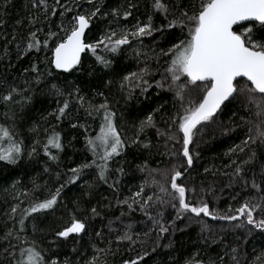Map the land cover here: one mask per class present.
<instances>
[{
	"label": "snow or ice",
	"instance_id": "snow-or-ice-1",
	"mask_svg": "<svg viewBox=\"0 0 264 264\" xmlns=\"http://www.w3.org/2000/svg\"><path fill=\"white\" fill-rule=\"evenodd\" d=\"M84 3L88 8L83 7ZM0 7H7V0ZM135 7L136 5L130 4L122 12L118 8H112L109 12L102 10L100 0H25L24 9L27 15L16 21V25H23L25 31L21 33L14 28L8 35L0 33V39L4 41V47L0 49V60L8 61L5 72L14 66L9 45L14 46L17 61L23 60L24 57H29L30 60L29 65L21 69L20 76L13 77L11 81L7 75L0 74V87L3 88V91H0V104L8 110L4 113L5 117L13 122L11 127L0 124V161L16 164L24 157L26 146L15 130V109L19 108L23 114L24 109L33 103L41 86L49 88L53 95L62 98V102L58 101L56 110L49 113L57 123L66 117L73 100L88 116L100 117L98 133L95 136H85L87 149L93 158L69 168L68 173L63 174V182L54 190H50L43 200L30 201L26 207H22L24 202L19 201L11 207L7 215L14 223L3 236L8 246L3 249L6 255L0 264H71V261L66 258L62 260L59 256H48L46 259L45 250L38 249L34 240L30 242L27 239L26 221L29 217L35 220L34 214L55 210L63 189L79 181L86 169H93L99 181L118 191V177L126 173L123 166L113 169L110 165L115 162L116 157L122 156L128 144L149 148L150 142L140 140L139 134L145 133L146 129L156 128L153 115L149 114L140 121L139 134L126 141L117 127V114L112 110L103 92L97 93L103 97V102L95 104L81 94L78 86L73 85L68 91L52 84L47 78L53 76L54 71H80L83 67L82 54L85 52H90L103 69H109L113 61L99 54L98 50L118 54L124 46L132 47L133 41L142 45L143 38L153 37L154 33H160L162 37L170 33L167 39L169 46L160 47L159 51L150 48L146 53L134 48L137 59L143 57L140 61L143 67L139 71L124 75L119 81V87L121 91L127 88L130 94L135 88H139L141 93H146L152 86L149 79L153 72L149 61L154 60L158 65L161 57L167 58L165 74L161 80L155 81V84L158 88H164L167 82V89L174 93V107L178 105V108L169 119L176 127V134L169 135L158 128L157 134L166 136L168 140L180 145L177 149L174 144L170 150L177 163L163 172L159 169H149L147 162L138 166L151 180L145 179L135 192L126 198H117L116 203L128 209V213L121 212V216L139 211L146 217L144 223L150 226L143 233L134 232L131 224L125 225V230L120 231L112 228L113 222L109 221V232L116 233L114 240L108 239L102 231H95V236L105 247L92 245L93 256L85 260L84 264H99L100 253L114 254L113 243L119 245L125 242H147L155 234L152 242L158 246L164 234L176 226L175 220H172L170 225L165 223L162 209L166 204L176 209L178 220L184 219L185 213H190L195 217L203 215L213 220L238 221L234 228H242L247 234H251L253 230L264 233V163H261L258 169L250 167L257 159V152L251 145L258 144L264 149V0H185L182 4H174L172 12L169 11L165 0H153L154 10L162 12L166 21L158 26H154L151 15L146 22L136 19L130 10ZM109 15L113 20L109 23L107 31L95 42H88L86 31L96 19H106ZM129 17L135 20L131 27L119 23L121 19L127 21ZM53 18L59 22L56 23ZM112 23L117 26L112 27ZM34 52L44 53L39 63L31 59L30 54ZM111 84L112 81L108 80L107 85ZM193 93L195 95H192ZM225 110L232 116L243 112L244 114L239 116L240 123L248 126L241 143L230 147L226 153L230 156L235 154V158L228 165L232 168L231 173H225L229 176V186L238 183L241 189L254 190L257 195L246 198L234 210L229 206L228 213L218 215L205 200L201 199L198 203L188 200L187 194H195L196 189L185 186L182 178L195 163L194 154L190 151L194 137L201 133L203 127L214 123ZM71 126L76 128L78 124L72 123ZM79 127L84 128L87 133L88 129L84 125ZM55 128V125H50L42 129L45 139L43 142L35 140L27 152L29 157L37 154L39 146L49 160H59L58 153L64 150V144L61 133ZM31 131L39 136L41 129L34 125ZM195 155L198 156V153ZM261 158L264 159V151ZM45 171L48 169L45 168ZM208 171L209 169L205 168V172ZM110 172L117 174V179L111 183ZM153 173L162 175L164 182L157 180ZM55 175L59 181L62 174L57 172ZM33 184L34 187H39L35 185V181ZM149 185L153 189L151 194L145 192ZM156 189L160 194H157ZM21 195L27 197L28 193L22 192ZM235 198L234 196L233 199ZM106 206L110 207L111 202ZM80 211L84 210L77 202L75 211L69 215L67 223L54 232L56 238L67 240L71 237L78 240L88 235L92 228L89 220L100 216L101 213L95 206L87 210L90 213L88 217L77 215ZM207 228L208 225L204 224L201 231ZM32 231H37L35 223H32ZM212 242L223 243V237L214 236ZM242 243H246V240L240 235L234 237L231 243H223L224 251L219 257L220 264H241ZM170 246L171 242L165 245ZM155 250L153 247L152 251ZM225 256L228 257L227 261ZM143 259V256H139L138 259L124 260L123 264H139ZM185 264L205 262L189 260ZM209 264L216 262L210 261ZM251 264H264V252L257 255Z\"/></svg>",
	"mask_w": 264,
	"mask_h": 264
},
{
	"label": "trees",
	"instance_id": "trees-1",
	"mask_svg": "<svg viewBox=\"0 0 264 264\" xmlns=\"http://www.w3.org/2000/svg\"><path fill=\"white\" fill-rule=\"evenodd\" d=\"M165 3L169 5L170 12L174 11L172 7L174 5V0H165ZM147 13L151 15L154 26L166 23L164 14L154 10L153 0H147ZM17 30L19 31V28ZM169 35L170 33H166L165 36L162 37L160 33H154L153 37H144L143 44H137L139 51L146 53L150 48H155L159 51L160 47H168L169 45L167 43V39ZM98 51L101 54L106 53L103 49ZM132 53L134 54L131 55L130 61L125 63L122 61L123 59H120L116 63V69L123 72L124 70H128L133 67V65L139 63L137 68L139 71V69L143 67V64L140 62L143 60V57L141 56L138 60L135 52L133 51ZM43 57L44 55L34 52L35 62L39 63ZM166 59V57H161L158 65L154 60L149 61L153 72V75L149 79L152 86L146 93H141L139 88H135L133 90L134 99L132 98L128 100V102H131L130 106L132 105L133 107L134 105V111L136 113L135 116L138 120L140 118L144 120L147 115L153 114L156 128L146 129L143 134H139L137 130V132H134L133 135L136 137L139 134L140 140L150 142L151 146L149 148H143L142 146L134 145L129 149L126 148L122 156L115 158V162H113L110 167L114 169L116 167L123 166L126 173L125 175L118 177V191L110 188L108 184L99 181L96 172L93 169H86V171L90 174L89 177L92 186L89 188H77L79 191L81 190L83 191L82 193H84H76L73 199V201H76L74 204L78 202L80 206L81 204L83 205L81 207H83L82 210L84 211H80L79 216H90V213L87 210L93 206L97 207L98 211L101 213L100 216L89 220L92 228L89 230L88 235L84 236L83 239L76 240V252L78 254L81 253L85 256H89L90 254L93 255L94 249L92 245L94 244L99 248L105 247V244L100 242L95 236V231H102L108 236V239L114 240L116 233L109 232V221L113 222L111 225L112 228L119 229L120 231L125 230V225L131 224L134 232L143 233L144 231H147L150 226L144 223L146 217H144L139 211L121 216V212L128 213V209L126 206L118 205L116 200L117 198L123 199L131 195L132 191H129V189L126 188L130 181L137 183L135 187L138 188L137 186L144 183L145 179L151 180V177H149L146 172L141 171L138 168L139 165H143L147 162L149 169H159L163 172L169 169L173 164L177 163L176 158L171 156L170 150L173 149L174 144L177 149H179L180 145L173 140H168L166 136L157 134V128L167 132L169 135L176 134V127L169 119V117L175 113L176 108H178V105L174 107V104H176L174 93L167 89V82H165L164 88H158L155 84V81L161 80L162 75L165 74V69L167 67V64L165 63ZM16 63H18V61ZM22 63L18 68L16 66L10 71L8 69V71L5 72L4 69L6 67V61L0 60V72L3 75H7L8 79L11 81L13 77L20 76L21 69L23 67L28 66L25 63ZM13 72L15 73L13 74ZM68 74H72V72L62 73L54 71L51 78L57 80L62 85L64 84L63 81L66 76L68 77ZM118 75L113 74L115 84L119 81ZM90 80L93 82V77ZM104 82H106V80L102 79L100 83L96 82V84H98V86H103ZM41 90L44 92V90L47 89H38V92ZM0 91H3L2 87H0ZM113 91L114 95H118V90ZM122 92L120 97L126 100L127 96L125 95L124 98ZM192 95H195V93ZM43 106L44 100L40 99L36 94L33 103L24 109L22 115L19 108L15 109L19 114V117L25 116L22 117V121L20 123V127L22 126L24 131L28 125L37 123L43 115L45 116L42 111ZM243 114V112H240L236 116H232L228 110H225L223 113L219 114L218 119L214 123L203 127L201 129V133L194 137V142L190 145V151L194 154L195 163L193 168L189 169L182 179L185 186L188 188L194 187L196 192L195 194L189 192L187 194V198L192 203H198L201 199L205 200L209 203L210 208L218 215L228 213L229 206H231L234 210L239 207V205L246 198L257 195L254 190L247 191L241 189L238 183L229 186V176L225 175V173H231L232 168L228 167V165L231 163V160L235 158V154L230 156L226 155V153H228L230 147L240 144L245 138V132L248 126L241 124L239 120V116ZM87 121H89L88 116ZM0 124L9 126L7 120L2 115H0ZM98 130L99 129L91 135L95 136L98 133ZM24 134L29 135L30 133L27 130ZM20 137L21 136L18 135L19 139ZM76 140L77 142H73V144L77 145L82 142L79 139ZM251 147L257 152V159L250 167L258 169L260 164L264 163V159L261 158V153L264 149L259 147L258 144L251 145ZM197 153L198 156L195 155ZM89 155L91 160L93 157L90 152ZM28 162L30 161H27L25 156L16 164H9L5 161H0V213L6 203V198L3 194L5 181L16 176L25 177L28 175ZM36 163V166H38L39 169L49 168L54 173H62L64 170V162L60 158L58 161L53 162L44 155L42 150L39 151V159ZM205 168L209 169V171L205 172ZM181 170L183 171V169ZM109 175L111 177L110 183L112 180L117 179V174L110 172ZM153 175H155V178L161 183L164 182L165 178L162 175L157 173H153ZM32 189L37 191L39 187L36 188L32 186ZM152 191L153 189L151 185L145 188V192L148 194H151ZM156 191L157 194H160L158 189H156ZM234 196L236 197L235 199H233ZM165 198L167 199V197ZM109 202H111L110 207L106 206ZM70 205L72 204L70 203ZM162 210L164 212L165 223L170 225L171 221L175 220L176 226L168 233L164 234V237L159 241L158 246L152 242L155 239V234H153L152 239H149L147 242L136 244H129L125 242L119 245L113 243L112 249L114 254L100 253L99 255H103L104 258L99 262V264H123L124 260L138 259L139 256L144 257L143 260L139 261V264H185V262L189 260L195 261L196 255L202 254L205 250L212 253L213 260L216 264H220L219 257L223 255L224 250H220L217 247L205 248L201 244V241L204 239L213 238L214 236L217 238L223 237V243H231L234 240V237L238 235L242 236V238L246 240V243H242L240 245L242 253L241 264H251L257 255L264 252V233L259 230H253L251 234H247L242 228H234V225L239 223L238 221H225L219 219L213 220L211 217H204L203 215L201 217H195L194 214L190 213H185L184 219L178 220L176 219V209H173L169 204L164 205ZM62 217L64 218V216ZM118 217L120 218L119 220L117 219ZM204 224H207L208 228L202 232L201 228ZM8 229V225L4 222V219L0 215V262L4 261L6 255L3 253V249L8 246V242L3 239V236ZM32 235L34 238L37 237L42 240L46 236L45 228L42 226V228L35 231V233L32 232ZM141 240L143 241V237H141ZM254 240H257L260 244L259 249H256L255 251L250 250L249 248V243ZM170 242L171 246L165 247V245H168ZM13 243H16V241H13ZM233 246L236 245L233 244ZM36 247L40 249L38 246ZM153 247L156 248L155 251H152ZM145 253H147V255H145ZM47 257L48 256L45 254L46 259ZM113 258L117 259L116 263L111 262ZM224 259L227 261L228 257L225 256ZM84 261L85 259L80 261L79 264H84Z\"/></svg>",
	"mask_w": 264,
	"mask_h": 264
},
{
	"label": "rangeland",
	"instance_id": "rangeland-1",
	"mask_svg": "<svg viewBox=\"0 0 264 264\" xmlns=\"http://www.w3.org/2000/svg\"><path fill=\"white\" fill-rule=\"evenodd\" d=\"M100 2L103 5L102 10L109 12L112 8H118L122 12L130 4H134L136 5V7L130 10L133 12V16L141 22H146L150 15L149 13H147V0H100ZM184 2L185 0H174V4L176 5L182 4ZM4 3L5 0H0V5H3ZM24 4L25 0H7V7H0V33L8 35L13 32L14 28L16 30L19 28V32L21 33L25 31L23 25H16V21L18 19H21L27 15V12L24 9ZM83 7L88 8V5L84 3ZM53 19L56 23L59 22L58 19ZM112 20L113 18L111 15H109L106 19H96L93 22L91 28L86 33L88 42H95L97 39H99L107 31L109 23L112 22ZM119 23L128 24L129 27H131V24L135 23V20L133 19V17H129L127 21L121 19ZM111 26L116 27L117 25L116 23H112ZM3 47L4 41L0 39V49H3ZM9 48L12 53L11 62L14 65L13 67L8 68L9 71L16 66L18 68L22 62L26 65H29V57H24L23 60H20L18 61V63H16L17 60L15 57L14 46L9 45ZM134 48L139 50L136 41H133L132 47L124 46L121 52L118 54H111L107 52L101 54L98 51L99 54L105 55L108 59L113 61L112 66L109 69H103L102 66L98 62H96L95 57L90 52H85L82 55V69L80 71L73 70L72 74H68V77L66 76L63 81L64 84L61 85V83L51 77L47 78V80L51 81L52 84H56L68 91L72 89L73 85L78 86L81 90V94L84 95L87 99L92 100V102L95 104L103 102V97L97 95L98 92H103L104 96L107 97L112 110L117 114V127L120 130L122 137L126 141L134 139V132H137L142 118H140L139 120L137 119V117L135 116L136 113L134 111V105L132 107V105L130 106L131 102H128V100L133 98L134 91L132 90L130 94L129 90L125 88L122 92L119 87V81L124 75H127L129 72L138 71L137 68L139 66V63L137 62L138 64L133 65V67L128 70H124L123 72L116 69V63L120 59H123L122 61L128 63L130 61L131 55L134 54L132 53ZM40 54L44 55V53ZM30 56L31 59L34 60V53L30 54ZM5 61L7 66L8 61ZM41 67H43V65ZM15 72H13V74ZM0 74L2 73L0 72ZM113 74H119V81H117L116 84ZM92 77L93 82H91L90 80ZM102 79H105L106 82H104V85L102 84L103 86H98L96 82L100 83ZM108 80L112 81L111 85H107ZM41 89L45 88L41 86ZM46 89L47 90H44V92L43 90L39 92L37 90L38 97L44 100L42 111L45 116L43 115V117H41L37 123H33L27 126L25 131L28 130L30 133L29 135L24 134L25 131L22 129V126L20 127L22 117L25 116L19 117V114L15 110L17 113L15 119V130L17 132V135L21 136L20 139L23 140L26 146V153L24 156L27 161H30L28 163L32 165L28 164L29 172L25 177L16 176L14 178H10V180L5 181L4 183L3 194L6 198V203L2 208L0 215L9 228L13 226L14 222L9 219L7 214L10 212V209L13 205L18 203L19 201H23L24 203L22 207H26L28 206L30 201L43 200L49 195L50 190H54L59 186V183L63 182V174L68 173L69 168H73L81 163L90 161V155L86 146L85 136L97 132L98 125L100 123V117L88 116L83 108H79L75 105V102L73 100L72 104H70V108L68 110V114H66V117L62 119L61 122L57 123L54 116H50L49 113L56 110V108L58 107V101L62 102V98L53 95L49 91V88ZM113 90H118V95H114ZM121 92L124 98L125 95L127 96L126 100L120 97ZM6 111L8 110L4 107V105L0 104V115H2L7 120L9 127H11L13 122L12 120L5 117L4 113ZM9 115H11V113H9ZM87 116L89 118V121H87ZM72 123H77L78 127L73 128L71 126ZM34 125L38 126L41 129L39 136L31 131ZM50 125H55V130L60 132L63 137L64 150L62 152H59L58 155L59 158L64 162V170L61 173L62 175L59 181L56 178V173L52 172L51 169L47 168L48 171L46 172L45 168L39 169V167L36 166V161L39 159V151L41 150L39 146H37V154H34L31 157L27 155V152L30 151L36 139H39L41 142L44 141L45 136L42 129L47 128ZM79 125H84L88 129L87 133L85 132L84 128L79 127ZM76 139H79L82 142L77 145L73 144V142H77ZM132 146H134V144H128L126 148L129 149ZM53 151L55 152L56 150ZM89 175L90 174L85 170L79 181H77L75 184H70L63 189L60 201L58 202L55 210L34 214L35 220H33L32 217H29V220L26 221V226L28 229L27 239L30 242L34 240L36 246H38L41 250H45L44 253L47 256H59V258L62 260L66 258L71 261V264H79L80 261L84 259H91V257L93 256L92 254H90L89 256H85L81 253L78 254L76 252V240H74L73 238L70 237L67 240H63L58 239L54 236V232L61 228L65 223H67L69 215L75 211L74 202L76 201H73V199L76 193L78 194L79 192H81V194H84L82 193L83 191H79L77 188H89L90 186H92ZM33 181H35V184H38L39 186V189L37 191H34L32 189V186H34ZM13 185H15V187H13ZM136 185L137 183H135L134 181H130V183L127 184L126 188L133 193L137 190V188L135 187ZM22 192H27V197L21 195ZM14 197H18V199H14ZM69 201L72 205H70ZM81 206L83 205L81 204ZM81 206L80 208L83 209V207ZM77 215H79V212L77 213ZM62 216H64V218ZM32 223H35V225L37 226V230L42 228V226L45 228L46 236L42 240L38 239L37 237L34 238V236L32 235ZM53 241H55V243H53ZM201 242L202 246L205 248L217 247L220 250H224L223 243H213L212 238H206ZM259 246L260 244L257 240L249 243V248L253 251L259 249ZM73 249H75L76 251H73ZM103 258V255H99V262L103 260ZM116 260V258H113L111 262L116 263ZM195 260H202L205 262V264H209L210 261H214L212 253L208 252V250L203 251L202 254L196 255Z\"/></svg>",
	"mask_w": 264,
	"mask_h": 264
},
{
	"label": "water",
	"instance_id": "water-1",
	"mask_svg": "<svg viewBox=\"0 0 264 264\" xmlns=\"http://www.w3.org/2000/svg\"><path fill=\"white\" fill-rule=\"evenodd\" d=\"M86 33H87V31H86ZM83 55V54H82Z\"/></svg>",
	"mask_w": 264,
	"mask_h": 264
}]
</instances>
